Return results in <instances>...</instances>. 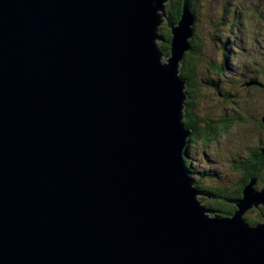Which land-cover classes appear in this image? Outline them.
Listing matches in <instances>:
<instances>
[{"label":"water","instance_id":"obj_1","mask_svg":"<svg viewBox=\"0 0 264 264\" xmlns=\"http://www.w3.org/2000/svg\"><path fill=\"white\" fill-rule=\"evenodd\" d=\"M167 1L0 0V264H264V182L223 199L185 169L195 18L164 11L163 62Z\"/></svg>","mask_w":264,"mask_h":264},{"label":"rangeland","instance_id":"obj_2","mask_svg":"<svg viewBox=\"0 0 264 264\" xmlns=\"http://www.w3.org/2000/svg\"><path fill=\"white\" fill-rule=\"evenodd\" d=\"M169 0L167 1V3ZM168 6H166L167 8ZM167 13L169 7L166 9ZM196 13L198 17V22H196L195 33L200 34V38H202L205 47V59L207 63H213L214 60L221 62L222 57L221 51L216 49L215 45H212V42H208L207 36L213 35L218 32L222 36V40L226 41L227 35L231 36L232 43L231 47L233 48L234 57H229V64L231 65L230 69H225V86H223L222 90H228L231 87L233 90L240 92V98L237 102L236 108L239 110L240 115H244L247 118L249 123L245 126L243 123L235 122L231 125V127L224 132L222 135L217 136L216 141H212L209 145H205L202 140L197 141L196 143H190L189 151L191 153L192 163L198 169H210L215 168L219 173L221 180L214 179L213 180H205V182L209 184H213L212 186L219 187H227L229 188L232 185H237L239 180L243 178L244 169L234 168L233 167V159L237 157V155L242 158H246L248 147L253 146L254 144H258L259 140L262 144L264 143V128L263 130H258L254 123L260 122L264 117V82L257 87H254L252 93L250 94L253 98L252 101L246 103L245 98L242 95L247 94V87L238 86L236 84L231 85V83L235 82V78L239 77V73L242 71V68L246 65H251L255 63L256 60L263 63L264 62V0H199L196 5ZM162 14V22L159 25L163 31L169 29L167 25V15L164 14V11L160 12ZM226 16V20L224 25H217L215 29L213 23L219 24L222 23L223 17ZM211 21V24L209 22ZM233 22L237 24L234 27ZM193 28V29H194ZM212 29V30H211ZM233 29L232 33L231 30ZM170 30V29H169ZM240 31V35L238 32ZM199 32V33H198ZM214 32V33H213ZM209 34V35H208ZM204 37V38H203ZM199 38V39H200ZM158 44H160V48L162 46H170L167 42L168 40H157ZM212 43V44H211ZM163 50V49H162ZM172 55L171 53L169 54ZM165 54L162 56V61L166 62ZM246 63V64H245ZM180 62L178 64V72L177 75L180 76ZM245 64V65H243ZM213 65V64H212ZM201 68H205V65H201ZM253 68H251L252 70ZM202 72L203 69H200ZM241 74V73H240ZM232 78V79H230ZM262 78V77H261ZM199 91L198 98L194 108H191L190 115L193 117H197V121H203V119H207L211 121L213 124L220 125L221 123L216 122L228 115V117H241L240 115H235L233 111L234 104L221 103L218 100V92L217 90H212L209 92L207 90ZM249 96V94H248ZM262 98V99H261ZM186 99V98H185ZM200 101V102H199ZM200 103V104H199ZM246 103V106H252L250 109V113L248 114V109L246 106H243ZM226 111H224V109ZM224 112V113H223ZM224 116H222L223 114ZM234 114V115H233ZM220 115V116H219ZM194 117V120H195ZM191 118V117H190ZM210 122V123H211ZM202 123V122H201ZM219 133H223L222 131ZM260 136V139H259ZM210 167V168H209ZM263 176V175H261ZM262 177L259 176L257 184H262ZM218 202V204L222 205L224 202L221 199H217L214 197L207 198L206 196L201 195L200 202L202 204H209L213 202ZM216 204V203H215ZM230 204H227L224 207H229ZM235 205V204H234ZM263 206V205H262ZM264 212V211H263ZM247 213V212H246ZM259 211L253 212L252 215L258 217ZM207 215H214L212 213H206ZM233 215H224L223 218H232ZM262 223V222H261Z\"/></svg>","mask_w":264,"mask_h":264},{"label":"trees","instance_id":"obj_3","mask_svg":"<svg viewBox=\"0 0 264 264\" xmlns=\"http://www.w3.org/2000/svg\"><path fill=\"white\" fill-rule=\"evenodd\" d=\"M183 2L184 0H169L166 5L169 7L167 11V15L172 18L174 22H178L181 19L182 13H183ZM190 5V11L194 14L195 23L198 22V17L196 13V5L198 4L199 0H188ZM167 7V8H168ZM166 8V9H167ZM226 16L223 17L222 23L216 24L213 23L212 25H209V27H212L214 25L215 29L217 28V25H224L223 23L226 20ZM194 23L193 28L196 26ZM211 24V21L209 22ZM234 27L237 26L235 22H233ZM212 27V28H214ZM163 29V27L161 28ZM212 30V29H211ZM233 29L231 30L232 33ZM199 33V32H198ZM214 33V32H213ZM240 31L238 32V35ZM162 36L164 37V40L171 41L172 35L171 31L167 29L166 31L161 32ZM209 35V34H208ZM200 34L195 33L194 28V34L192 37L189 38V45L190 49L184 53V59L181 61L180 64V76L182 79L185 80V89L184 92L186 93V99L184 100V123L186 127L190 128L192 130L191 135L187 138V143L185 145L184 151V157L183 162L185 165V169L187 171V174L189 177L194 180L195 186L198 187L199 190L210 193L212 195L218 196L223 199H240L243 196V188L244 186L249 182V177H262V184H257L256 187L258 190H261L263 188V182H264V143L261 146L260 143V136H259V142L258 144H254L251 147H248L247 149V156L246 158H242L241 156L237 155V157H234L232 163L234 168H242L244 169L243 178H241L236 185H232L229 188L227 187H219V186H212L213 184H209L205 182V180H221V177L217 170L215 168L210 169H198L196 166L192 163L191 153L189 151L190 143H196L199 140H202L205 145H209L210 142L216 141L218 138L217 136L220 134H224L226 130H228L231 125L235 122L243 123L245 126L249 123L247 121V118L244 115H240L239 108L237 109V102L239 101L238 98H240V92L233 90L231 87L228 90H222L223 86L225 84V69L231 67L229 64V57H235L233 54V48L231 47L232 40L230 35H227L226 41L222 40V36L216 32L213 35L207 36L208 42H212V45L216 46L217 50L221 51L220 57H222L221 62H219V59L217 58V61H213V65L210 63H207L204 61L205 59V47L202 38H200ZM200 38V39H199ZM204 38V37H203ZM169 42H167L169 44ZM170 45V44H169ZM163 51L165 54L169 55L171 53L170 46H162ZM246 64V63H245ZM243 64V65H245ZM201 65H205V68H201ZM251 68H253L251 70ZM200 69H203L201 72ZM241 73V74H240ZM239 73V77L235 78V82L231 83V85L236 84L238 86H244L247 89V94L242 95L243 98H245L246 103L249 101H252V91L254 87H257V85H260L262 83V80L264 82V62L261 63L258 60L255 61V63H252L251 65H246L242 68V71ZM262 77V78H261ZM232 79V78H230ZM205 90L212 92V90H217L218 92V100H220L221 103L224 102V104L228 103L234 104L231 106L233 108V111L235 115H240L241 117H222L219 122L220 125L216 126L217 124H213L209 120L203 119V121H197V117H193V113L190 115L191 108H194L196 106L195 104L197 101H195L198 98L199 91ZM207 93V92H206ZM249 94V96H248ZM251 94V95H250ZM208 95V93H207ZM199 99V98H198ZM237 99V102H236ZM262 99V98H261ZM200 100V99H199ZM201 101V100H200ZM199 101V102H200ZM246 103L243 106H246ZM200 104V103H199ZM252 106H255L252 104ZM252 106H246L248 109V114L250 113V109ZM238 107V106H237ZM224 109V108H223ZM224 111H226L224 109ZM224 113V112H223ZM221 113V114H223ZM233 114V115H234ZM220 116V115H219ZM224 116V114L222 115ZM191 117V118H190ZM202 122V123H201ZM211 122V123H210ZM256 128L258 130H263L264 128V121L261 120L260 122L254 123ZM226 129V130H225ZM223 133H219V132ZM263 175V176H261ZM224 201V200H223ZM216 203V204H215ZM229 207H224L221 204L219 205L218 202H213L212 204H205L204 205L209 208L210 210L214 211L216 214H218L220 217H223L224 215H233L234 212L237 210V206H235L233 203H229ZM259 211V216H253L252 213ZM264 205H260L258 208L253 207L250 208L247 213L244 214V218L247 222H249L252 225L258 224L262 221H264Z\"/></svg>","mask_w":264,"mask_h":264},{"label":"flooded vegetation","instance_id":"obj_4","mask_svg":"<svg viewBox=\"0 0 264 264\" xmlns=\"http://www.w3.org/2000/svg\"><path fill=\"white\" fill-rule=\"evenodd\" d=\"M258 178H259V177H257V182H258ZM207 198H209V197H207ZM222 202H224V203H223L224 205H227V204L231 203V202H228V201H222ZM233 204H234V203H233Z\"/></svg>","mask_w":264,"mask_h":264},{"label":"bare ground","instance_id":"obj_5","mask_svg":"<svg viewBox=\"0 0 264 264\" xmlns=\"http://www.w3.org/2000/svg\"><path fill=\"white\" fill-rule=\"evenodd\" d=\"M161 11L163 12V11H165V9L164 8H159L158 12L160 13Z\"/></svg>","mask_w":264,"mask_h":264}]
</instances>
